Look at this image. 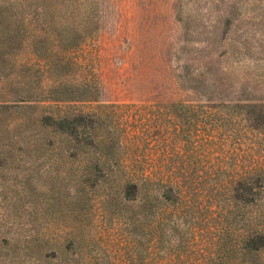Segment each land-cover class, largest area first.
<instances>
[{
    "label": "rangeland",
    "instance_id": "1",
    "mask_svg": "<svg viewBox=\"0 0 264 264\" xmlns=\"http://www.w3.org/2000/svg\"><path fill=\"white\" fill-rule=\"evenodd\" d=\"M42 4L30 14L28 0H0V264L74 262L71 254L55 261L46 246L67 221L56 212L70 206L77 166L57 157L48 116L95 110L101 117L85 124L115 122L114 137L128 132L134 144L128 158L147 161V140L135 137L147 130V106L226 105L237 116L264 109V0H53L52 21ZM9 7L26 28L12 46ZM54 90L71 101H53ZM229 145L264 161V132ZM91 223L101 257L128 255L114 222Z\"/></svg>",
    "mask_w": 264,
    "mask_h": 264
},
{
    "label": "trees",
    "instance_id": "2",
    "mask_svg": "<svg viewBox=\"0 0 264 264\" xmlns=\"http://www.w3.org/2000/svg\"><path fill=\"white\" fill-rule=\"evenodd\" d=\"M49 2L28 0L30 14L43 3L38 11L52 21L57 9ZM21 16L5 9L6 45L23 40ZM48 28L60 41L57 25ZM56 90L53 101H71ZM225 106H147V130L135 136L147 140V161L128 158L134 144L128 132L114 137L115 122L85 124L86 117L100 116L95 110L48 116L57 157L77 165L70 206L56 212L67 221L46 242L52 258L64 261L71 254L73 264H264V161L247 160L245 150L229 145L238 134L264 132V109L246 108L237 116ZM101 217L114 222L128 255L101 257L93 249L98 243L91 222Z\"/></svg>",
    "mask_w": 264,
    "mask_h": 264
}]
</instances>
